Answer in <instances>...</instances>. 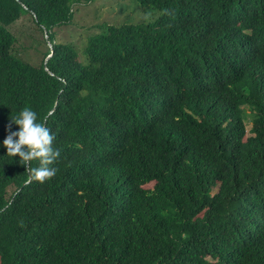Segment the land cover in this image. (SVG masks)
I'll list each match as a JSON object with an SVG mask.
<instances>
[{
	"label": "trees",
	"instance_id": "trees-1",
	"mask_svg": "<svg viewBox=\"0 0 264 264\" xmlns=\"http://www.w3.org/2000/svg\"><path fill=\"white\" fill-rule=\"evenodd\" d=\"M78 1L0 0V141L30 106L59 150L39 182L0 146V264H264V0H128L81 50Z\"/></svg>",
	"mask_w": 264,
	"mask_h": 264
},
{
	"label": "rangeland",
	"instance_id": "rangeland-1",
	"mask_svg": "<svg viewBox=\"0 0 264 264\" xmlns=\"http://www.w3.org/2000/svg\"><path fill=\"white\" fill-rule=\"evenodd\" d=\"M121 5L126 8L122 9ZM139 15L140 11L133 8V3L128 0H79L73 5L71 22L55 27V38L81 50L87 36L100 32L101 26L135 21ZM7 28L16 37L13 47L16 55L32 65H39L44 56L46 58L44 54L51 45L30 15H23Z\"/></svg>",
	"mask_w": 264,
	"mask_h": 264
},
{
	"label": "clouds",
	"instance_id": "clouds-1",
	"mask_svg": "<svg viewBox=\"0 0 264 264\" xmlns=\"http://www.w3.org/2000/svg\"><path fill=\"white\" fill-rule=\"evenodd\" d=\"M45 36L47 37L46 34ZM9 122V126L14 124L18 128L8 131L0 141V146L6 149V154L10 157L17 156L19 162L27 165L33 160L37 161L36 166L28 167L30 179L44 182L53 177L57 169L51 165L59 156V150L53 146L54 135L38 120L37 112L30 106H24L9 119Z\"/></svg>",
	"mask_w": 264,
	"mask_h": 264
},
{
	"label": "bare ground",
	"instance_id": "bare-ground-1",
	"mask_svg": "<svg viewBox=\"0 0 264 264\" xmlns=\"http://www.w3.org/2000/svg\"><path fill=\"white\" fill-rule=\"evenodd\" d=\"M123 9V8H122ZM162 78V77H161ZM16 188V187H15ZM220 188V187H219ZM253 200V199H252ZM252 202V201H251ZM186 220V219H185ZM172 225V224H171ZM174 226H176V225H174ZM118 230V229H117ZM95 232V231H94ZM203 232V231H202ZM110 237V236H109ZM100 239V238H99ZM124 239V238H123ZM103 241H104V239H103ZM105 243V242H104Z\"/></svg>",
	"mask_w": 264,
	"mask_h": 264
},
{
	"label": "water",
	"instance_id": "water-1",
	"mask_svg": "<svg viewBox=\"0 0 264 264\" xmlns=\"http://www.w3.org/2000/svg\"><path fill=\"white\" fill-rule=\"evenodd\" d=\"M50 55L47 56V58L49 57Z\"/></svg>",
	"mask_w": 264,
	"mask_h": 264
}]
</instances>
